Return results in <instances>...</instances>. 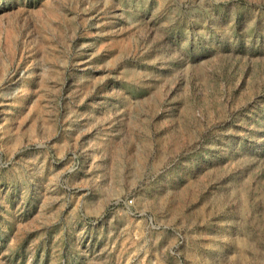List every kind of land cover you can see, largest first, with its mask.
<instances>
[{
  "label": "rangeland",
  "instance_id": "374dc122",
  "mask_svg": "<svg viewBox=\"0 0 264 264\" xmlns=\"http://www.w3.org/2000/svg\"><path fill=\"white\" fill-rule=\"evenodd\" d=\"M0 264H264V0H0Z\"/></svg>",
  "mask_w": 264,
  "mask_h": 264
}]
</instances>
